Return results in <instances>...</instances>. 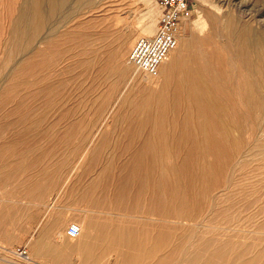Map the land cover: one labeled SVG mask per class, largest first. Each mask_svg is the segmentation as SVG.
Returning a JSON list of instances; mask_svg holds the SVG:
<instances>
[{
    "label": "rangeland",
    "instance_id": "obj_1",
    "mask_svg": "<svg viewBox=\"0 0 264 264\" xmlns=\"http://www.w3.org/2000/svg\"><path fill=\"white\" fill-rule=\"evenodd\" d=\"M150 11L0 0V264H264V0H201L157 76L113 63Z\"/></svg>",
    "mask_w": 264,
    "mask_h": 264
},
{
    "label": "built area",
    "instance_id": "obj_2",
    "mask_svg": "<svg viewBox=\"0 0 264 264\" xmlns=\"http://www.w3.org/2000/svg\"><path fill=\"white\" fill-rule=\"evenodd\" d=\"M200 0H157L160 13L156 22V31L151 36L137 39L133 45L129 60L141 71L156 76L168 54L177 46L178 33L183 23L194 15V8ZM67 236L75 239L80 235L76 223L67 228ZM22 254H26L22 252Z\"/></svg>",
    "mask_w": 264,
    "mask_h": 264
},
{
    "label": "bare ground",
    "instance_id": "obj_3",
    "mask_svg": "<svg viewBox=\"0 0 264 264\" xmlns=\"http://www.w3.org/2000/svg\"><path fill=\"white\" fill-rule=\"evenodd\" d=\"M55 1V0H54ZM201 1V0H200ZM200 1L198 2V4L200 3ZM27 2V1H26ZM38 3H39V1H38ZM30 5V4H29ZM221 5V4H220ZM223 7V6H222ZM224 8V7H223ZM46 11V10H45ZM48 11V10H47ZM152 11H150L149 12V16L147 17V20H145V21H143V23H142V30H141V37H143V36H145V35H147V36H151V33H152V30H153V24H152V20L150 19V17L152 16ZM45 17V16H44ZM149 18V19H148ZM12 20V19H11ZM28 21V20H27ZM219 21V20H218ZM142 22V21H141ZM41 23V22H40ZM140 24V23H139ZM141 25V24H140ZM185 25V22L183 23V26ZM23 26V25H22ZM182 26V27H183ZM14 27H15V25H14ZM18 28V27H17ZM52 28V27H51ZM12 29V28H11ZM22 29V28H21ZM41 29V28H40ZM53 29V28H52ZM218 29H219V26H218ZM38 30V29H37ZM36 30V31H37ZM156 31V30H155ZM30 32V31H29ZM138 32V31H137ZM226 33V32H225ZM179 34H180V32L178 33V37H179ZM23 35V34H22ZM16 36V35H15ZM181 36V35H180ZM55 37V36H54ZM186 37V36H185ZM219 37V36H218ZM26 38H27V36H26ZM42 38V37H41ZM46 38V37H45ZM140 38V37H139ZM207 38H209V37H207ZM211 38V37H210ZM52 39V38H51ZM58 39V38H57ZM47 40V39H46ZM54 41V40H53ZM214 41V40H213ZM38 42V41H37ZM36 42V43H37ZM30 43V42H29ZM214 44V43H213ZM184 46H185V43L182 41V42H179V40H178V43H177V46L168 54V56L166 57V59L163 61V63L161 64V66H160V68H159V70H161V71H166L167 69H169V68H171V67H173L174 65H175V63H177L176 62V55L177 54H179L180 52H181V50H182V48H183V51H184ZM239 47H240V49H241V51H242V54H246V57L247 56H251V57H253L254 59H255V62L256 63H258V61H264V43H263V40H261L259 37H257V36H253V37H251V36H248V35H245V34H242L241 35V38H240V42H239ZM37 49V48H36ZM194 49V48H193ZM185 52V51H184ZM44 55H45V53H44ZM133 64V63H132ZM193 64H194V62H193ZM195 64H197V63H195ZM134 65V64H133ZM246 65V64H245ZM250 65V64H249ZM253 68V67H252ZM138 69V68H137ZM201 69H202V67H201ZM214 69V68H213ZM139 70V69H138ZM250 70H251V68H250ZM203 71V70H202ZM201 71V72H202ZM252 71V70H251ZM159 73V72H158ZM256 73H258V72H256ZM259 73H261V72H259ZM201 74V73H200ZM158 75V74H157ZM156 75V76H157ZM202 75H204L203 74V72H202ZM250 75V74H249ZM213 76V75H212ZM256 78V77H255ZM246 79V78H245ZM193 81H195V80H193ZM192 81V82H193ZM203 81H204V79H203ZM204 84V83H203ZM206 85V84H205ZM253 89V88H252ZM256 94V93H255ZM217 102V101H216ZM261 103H263V102H261ZM221 104V103H220ZM222 105V104H221ZM262 105V104H261ZM264 105V104H263ZM259 106V105H258ZM256 107V106H255ZM263 108V107H262ZM203 109V108H202ZM252 110V109H251ZM252 111H254V110H252ZM229 112H230V110H229ZM264 112V111H263ZM224 114V113H223ZM262 114V113H261ZM188 114H186V116H187ZM175 121V120H174ZM191 121V120H190ZM176 122V121H175ZM71 124V123H70ZM191 125H192V123H191ZM73 126V125H72ZM186 127V126H185ZM189 127V126H188ZM226 127V126H225ZM232 128V127H231ZM192 129V128H191ZM259 130V129H258ZM192 131H193V129H192ZM232 131H233V129H232ZM152 132H153V129H152ZM158 133V132H157ZM153 136V135H152ZM261 138H262V136H261ZM161 140V139H160ZM159 140V141H160ZM198 141V140H197ZM234 141V140H233ZM160 143V142H159ZM190 149V148H189ZM188 149V150H189ZM160 150V149H159ZM163 150V149H162ZM161 151V150H160ZM178 151V150H177ZM158 152V151H157ZM186 156H187V153H186ZM185 156V157H186ZM186 159V158H185ZM237 161V160H236ZM17 172V171H16ZM190 185V184H189ZM159 188V187H158ZM227 188V187H226ZM191 189V188H190ZM219 189H217L216 191H218ZM225 191H226V189H225ZM219 192H220V190H219ZM222 193V192H221ZM203 196H204V194H203ZM172 199V198H171ZM213 201V200H212ZM192 204V203H191ZM216 207V206H215ZM165 210V209H164ZM192 210V209H191ZM192 214H194V213H192ZM191 215V214H190ZM212 215V214H211ZM192 217V216H191ZM199 217V216H198ZM193 218V217H192ZM208 218H210V217H208ZM190 219V218H189ZM183 220H184V218H183ZM186 222V221H185ZM183 224V223H182ZM78 226H79V228H80V235L79 236H81L82 234H83V231H84V225H83V223H79V224H77ZM167 225V224H166ZM170 227V226H169ZM165 229V228H164ZM173 230V229H172ZM171 230V231H172ZM112 232V231H111ZM173 232V231H172ZM175 232V231H174ZM179 232V231H178ZM177 232V234H179ZM82 233V234H81ZM113 233V232H112ZM117 233V232H116ZM164 233V232H163ZM183 233V232H182ZM61 235V234H60ZM185 235V234H184ZM78 236V237H79ZM116 236H117V234H116ZM77 237V238H78ZM70 238V237H69ZM77 238H75V239H77ZM111 238V237H110ZM184 238V237H183ZM70 239H72V238H70ZM115 239V238H114ZM152 239V238H151ZM154 240H156V239H154ZM116 241V240H115ZM119 242V241H118ZM164 242V241H163ZM190 242V241H189ZM117 243V242H116ZM172 243V242H171ZM106 244V243H105ZM123 245V244H122ZM116 246V245H115ZM129 246V245H128ZM175 246V245H174ZM185 246H187V244L185 245ZM120 247H121V245H120ZM127 247V246H126ZM105 248H106V246H105ZM139 248H140V246H139ZM173 248V247H172ZM122 249H125V248H122ZM144 249V248H143ZM218 249V248H217ZM108 250V249H107ZM139 250V249H138ZM184 250V249H183ZM129 251V250H128ZM143 251V250H142ZM144 251H145V249H144ZM218 251V250H217ZM122 252H123V250H122ZM148 252V251H147ZM223 252V251H222ZM114 253H116V252H114ZM113 253V254H114ZM119 254V253H118ZM122 254V253H121ZM219 254H221V253H219ZM218 254V255H219ZM115 255V254H114ZM148 255H149V253H148ZM154 255V254H153ZM120 256V255H119ZM118 256V257H119ZM124 256V255H123ZM139 256H140V254H139ZM138 256V257H139ZM142 256V255H141ZM143 256H145V255H143ZM151 256V255H150ZM97 257V256H96ZM115 257V256H114ZM146 257V256H145ZM215 257V256H214ZM220 257V256H219ZM222 257V256H221ZM224 257V256H223ZM140 258V257H139ZM143 258V257H142ZM154 258H156V256L154 257ZM217 258V257H216ZM111 259V258H110ZM119 259H120V257H119ZM125 259V258H124ZM131 259V258H130ZM133 259V258H132ZM135 259V258H134ZM133 259V260H134ZM157 259V258H156ZM166 259V258H165ZM137 260V259H136ZM141 260V259H140ZM153 260V259H152ZM204 260H206V259H204ZM254 260V259H253ZM123 261V260H122ZM132 261V260H131ZM138 261V260H137ZM143 261V260H142ZM157 261V260H156ZM160 261V260H159ZM158 261V262H159ZM199 261V260H198ZM119 262V261H118ZM126 262V261H125ZM134 262V261H133ZM136 262V261H135ZM154 262V261H153ZM220 262V261H219ZM88 263V262H87ZM128 263V262H127ZM127 263H125V264H127ZM130 263V262H129ZM161 263V262H160ZM159 263V264H160ZM123 264H124V262H123ZM164 264V263H163ZM168 264V263H167ZM208 264V263H207Z\"/></svg>",
    "mask_w": 264,
    "mask_h": 264
},
{
    "label": "crops",
    "instance_id": "obj_4",
    "mask_svg": "<svg viewBox=\"0 0 264 264\" xmlns=\"http://www.w3.org/2000/svg\"><path fill=\"white\" fill-rule=\"evenodd\" d=\"M131 32V31H130ZM131 34H134L133 32H131ZM135 35V34H134ZM101 43L103 45L107 44L106 40L103 38ZM116 59L113 60V63H132L129 59H119V56L114 55ZM95 62L97 63H111L110 59H100V60H96ZM126 72H129L127 70H125ZM163 77H166V75H162Z\"/></svg>",
    "mask_w": 264,
    "mask_h": 264
}]
</instances>
